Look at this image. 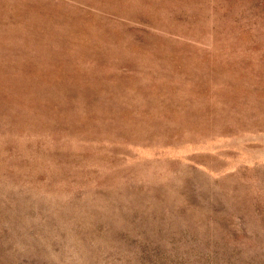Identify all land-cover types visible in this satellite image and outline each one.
Returning a JSON list of instances; mask_svg holds the SVG:
<instances>
[{
  "label": "rangeland",
  "instance_id": "obj_1",
  "mask_svg": "<svg viewBox=\"0 0 264 264\" xmlns=\"http://www.w3.org/2000/svg\"><path fill=\"white\" fill-rule=\"evenodd\" d=\"M0 264H264V0H0Z\"/></svg>",
  "mask_w": 264,
  "mask_h": 264
}]
</instances>
